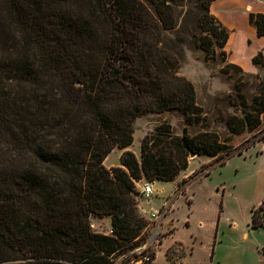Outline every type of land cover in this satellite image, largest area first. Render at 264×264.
Returning <instances> with one entry per match:
<instances>
[{
	"label": "trees",
	"instance_id": "trees-1",
	"mask_svg": "<svg viewBox=\"0 0 264 264\" xmlns=\"http://www.w3.org/2000/svg\"><path fill=\"white\" fill-rule=\"evenodd\" d=\"M212 1L0 0V264L154 261L129 255L147 228L136 183L172 181L190 153L232 149L215 132L176 135L165 123L141 138L139 159L125 150L120 166L103 161L133 143L144 113L176 109L187 125L203 114L178 69L186 48L213 59L224 47ZM250 18L264 36V14ZM253 110L241 130L259 124L264 103ZM256 210L264 200L252 228L264 226ZM91 216H110L112 234L94 231Z\"/></svg>",
	"mask_w": 264,
	"mask_h": 264
},
{
	"label": "rangeland",
	"instance_id": "rangeland-1",
	"mask_svg": "<svg viewBox=\"0 0 264 264\" xmlns=\"http://www.w3.org/2000/svg\"><path fill=\"white\" fill-rule=\"evenodd\" d=\"M210 13L228 32L224 47L216 49L213 59H206L201 49L186 48L178 69L193 84L195 102L203 114L192 125L176 109L138 116L133 122L132 150L139 152L145 134L169 123L176 135L184 127L189 133L215 132L224 141V154L228 148L233 154L228 158L189 157L188 170L194 169L189 174L180 172L172 181L153 182L143 177L137 182H150L154 192L148 199L136 197L147 228L129 255L144 250L147 257L154 252L151 264H264V226L252 228L250 214L264 200V111L256 127L241 130L239 124L245 115L255 119L253 108L264 103V95L259 93L264 85V36L257 35L250 18L252 13L264 14V0H214ZM228 122L237 132L228 128ZM238 150L242 153L236 154ZM115 161L113 153L107 164ZM139 207L156 210L159 216L142 214ZM255 214L264 220L263 211ZM94 224L90 226L96 232L109 230L105 222ZM172 229V237L162 245ZM213 244L211 258L208 250Z\"/></svg>",
	"mask_w": 264,
	"mask_h": 264
},
{
	"label": "crops",
	"instance_id": "crops-1",
	"mask_svg": "<svg viewBox=\"0 0 264 264\" xmlns=\"http://www.w3.org/2000/svg\"><path fill=\"white\" fill-rule=\"evenodd\" d=\"M251 37V33L248 35V37ZM133 144V143H132ZM132 144L131 145H129V146H127L126 148H123V149H119V148H117V147H115V148H113L112 150H111V152L106 156V158L104 159V161H103V164L107 167V168H110V167H114V166H120V160H119V157H120V155H121V153L123 152V151H125V150H130V151H132L134 154H135V156L139 159L140 158V150H139V152H137V151H135V150H132ZM113 153H115L116 154V161L114 162V163H110V164H107V160L110 158V156L113 154ZM206 157L205 155H195L194 157ZM194 157H192V158H194ZM191 158V157H190ZM191 158V159H192ZM191 159H189V162L191 161ZM194 169H189L188 170V167L184 170V171H182V172H188V174L189 173H191L192 171H193ZM154 181H160V180H154ZM153 181V182H154ZM136 186H137V183H136ZM263 201V200H262ZM261 201V202H262ZM261 202H259V203H261ZM259 206V205H258ZM257 206V207H258ZM257 207H253V208H257ZM251 214V213H250ZM98 223V222H105L106 223V225H109V230L107 231V232H100V233H103V234H111V232H110V230H111V218H110V216H103V217H95V216H91L90 217V224L91 225H95L94 223ZM160 226H163V225H160ZM175 229V228H174ZM174 229H172V230H170V232L164 237V239H163V242H162V245H164V243L167 241V239L169 238V237H172V235H173V233H174ZM172 243H169V244H166L165 246H166V248H168L170 245H171ZM214 251H215V244H213L212 246H211V248L208 250V253H210V257L211 258H213V254H214ZM211 263V262H210ZM185 264H187V263H185Z\"/></svg>",
	"mask_w": 264,
	"mask_h": 264
},
{
	"label": "built area",
	"instance_id": "built-area-1",
	"mask_svg": "<svg viewBox=\"0 0 264 264\" xmlns=\"http://www.w3.org/2000/svg\"><path fill=\"white\" fill-rule=\"evenodd\" d=\"M136 189L138 192V197H143L145 199H148L154 192L153 186L150 182H143L141 184H137ZM139 208H140V211L142 214H148L154 218H157L159 216V213L156 210L151 211V210H147L143 207H139ZM110 232L112 234V230H110Z\"/></svg>",
	"mask_w": 264,
	"mask_h": 264
},
{
	"label": "water",
	"instance_id": "water-1",
	"mask_svg": "<svg viewBox=\"0 0 264 264\" xmlns=\"http://www.w3.org/2000/svg\"><path fill=\"white\" fill-rule=\"evenodd\" d=\"M195 156V154L194 153H190V155H189V157H194Z\"/></svg>",
	"mask_w": 264,
	"mask_h": 264
}]
</instances>
